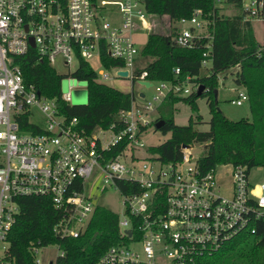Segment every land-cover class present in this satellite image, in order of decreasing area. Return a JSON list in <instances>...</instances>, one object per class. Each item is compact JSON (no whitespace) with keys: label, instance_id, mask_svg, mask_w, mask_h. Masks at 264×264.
<instances>
[{"label":"built area","instance_id":"built-area-1","mask_svg":"<svg viewBox=\"0 0 264 264\" xmlns=\"http://www.w3.org/2000/svg\"><path fill=\"white\" fill-rule=\"evenodd\" d=\"M224 3L234 5L227 0H214L213 5L220 9ZM241 11L244 19L264 18V0H250ZM154 15L159 14L149 12L145 0H0V263L9 264L4 260L7 233L19 197L48 198L56 212L53 234L77 237L99 205L93 202L96 194L90 193L88 183L96 178L99 192L108 187L119 191L122 208L112 210L120 240L107 245L93 264H203L235 235L264 228V167L260 181H251V168L244 164L228 163V175L221 177L217 165L207 171L200 168L191 143H182L183 154L176 161L164 162L155 153L141 158L134 154L144 146L140 134L149 122L147 112L169 94L192 91L186 86L193 81L190 75L180 83L151 80L144 70L137 73L142 47L135 35L152 30ZM161 15L169 17L167 34L174 31L177 45L193 47L210 36L209 20L201 8L179 18ZM205 47L200 63L210 67L209 40ZM29 50L35 60H44L54 70L59 61L66 69L63 75L72 76L84 60L96 81L103 82L112 72L113 77L147 79L151 85L157 81L156 92L146 104L132 102L129 109L117 112L120 128H98L110 132L108 139L94 130L83 133L77 118L61 109L60 102L71 104V85L65 92L59 89L57 95H48L24 79L18 57ZM101 55L117 64L105 66ZM73 59L76 65L70 69ZM124 69L126 76L117 73ZM245 100L244 87L231 99L236 104ZM36 114L41 124L32 120ZM117 145L119 150L112 152ZM54 244L59 252L44 259L40 249L45 245L30 243L33 264H56L63 251Z\"/></svg>","mask_w":264,"mask_h":264},{"label":"trees","instance_id":"trees-1","mask_svg":"<svg viewBox=\"0 0 264 264\" xmlns=\"http://www.w3.org/2000/svg\"><path fill=\"white\" fill-rule=\"evenodd\" d=\"M240 8L242 0H227ZM214 0H145L149 12L168 14L171 18L190 15L195 8H201L209 20V37H202L193 47L174 43L172 31L169 34L155 30L148 32L147 40L141 48V56L152 59L137 73L146 71L151 80H168L182 83L187 75L193 81L204 84L186 95H167L160 106V115L155 122L163 118L158 128L170 136L162 142L151 145L152 152L164 162L180 159L182 143H203L198 163L203 171L218 164H244L248 168L264 167V42L259 43L253 33L250 19L243 18V12L224 15L214 7ZM210 41L212 61L210 67L201 65L205 43ZM105 66L117 64V60L101 55ZM24 79L32 81L48 95H57L63 74L56 72L44 60L37 61L32 50L18 57ZM236 66L234 82L242 85L248 95L251 119H231L216 107L214 88L216 75L225 69ZM179 67V71L174 69ZM72 76L86 81V102L79 104L61 103V109L68 117L77 118V127L83 133L95 128H120L116 113L129 109L134 100L130 91L116 89L103 82L96 81L93 69L84 60H80ZM135 80V78L133 79ZM206 95L209 111V128L200 130L196 123L202 115L189 117L186 124H177L173 117V104L185 101L193 110L198 109L196 99ZM163 106V107H162ZM146 126H142L144 128ZM114 146L112 152L119 150ZM121 188L124 182H119ZM56 212L46 197L21 196L18 198V212L11 224L7 239L9 242L4 260L9 264H33L28 249L30 243L40 242L46 245L58 243L63 251L56 258V264H93L107 245L120 240L117 230V215L112 210L96 205L83 231L77 237L59 238L51 231ZM203 264H264V228L256 233H240L225 242L217 251L209 255Z\"/></svg>","mask_w":264,"mask_h":264},{"label":"rangeland","instance_id":"rangeland-1","mask_svg":"<svg viewBox=\"0 0 264 264\" xmlns=\"http://www.w3.org/2000/svg\"><path fill=\"white\" fill-rule=\"evenodd\" d=\"M250 0H242V6L249 3ZM242 6L240 8L236 7L234 4L224 3L221 5L219 12L224 15H233L241 12ZM151 22L155 23V26L152 30L167 34L170 30V19L167 15H154L151 17ZM252 23L253 33L259 43L264 42V18H252L250 19ZM150 30L145 29L141 33H137L135 38L137 40V45L139 47H143L147 40L148 32ZM206 31V30H205ZM209 32V31H208ZM152 56L143 55L139 56L136 60V68H143L150 60ZM92 66L96 69L98 68V63L95 59H91L89 61ZM76 65V61L73 59L70 62V69L74 68ZM55 70L61 74L65 73L66 69L62 65H60L59 61L54 63ZM236 66L225 69L221 72H218L216 75L217 84L216 87L218 89L217 92V100L215 102L216 107L219 108L227 117L231 119H239V118H248L251 119V112L249 109V103L247 100L243 101L242 104H236L231 101V99L235 98L237 95L238 88H243L242 85L236 84L234 81ZM112 75L109 78L103 80L105 84H108L116 89H120L122 91H130L134 95L133 104L144 105L148 100H153V95L155 94V85H157V81L154 82L153 85L145 86L139 83L137 80H132L128 77H113ZM192 83H187L186 86H190L192 90H196L195 84L196 81H190ZM196 82V83H195ZM71 85L70 89V103H84L86 102V81L83 79H78L73 76L62 75L60 79V91L65 92L68 90V86ZM143 92L144 95H140ZM198 109L193 110L189 103L185 101H177L173 104V117L174 121L177 124H186L190 116L195 118L197 113L202 115L201 121L196 123V127L200 130H206L209 128V118L210 111L207 101L206 95H201L197 99ZM163 107V106H162ZM160 106L150 110L151 112H147V118L149 119L148 124L144 127V131L140 134L144 142V146L140 148H136L133 150L134 154L141 157H148L153 154L151 148H148L151 145H156L167 137L170 136V131L163 133L161 130L155 127V119L160 115ZM117 116V114L115 115ZM32 120L41 124L42 121L39 115H34ZM94 132H97L98 135L103 137L105 140L110 137L109 131H99L98 128L93 129ZM192 153L196 156H199L203 150V143H195L192 144ZM230 170V165L228 163L218 164L217 172L221 177H225L228 175ZM263 172L262 168L259 166H253L250 169V179L251 181H260L262 179ZM91 183L90 193L96 194L93 199L94 203H97L101 206H104L110 210L119 212L122 208L121 203V194L119 191L115 190L112 187L106 188L104 191L99 192L96 188V185L99 186V180L96 178L94 181L91 180L88 182ZM224 186H227L225 183ZM226 189L223 188L222 192L225 193ZM59 252V249L56 244L49 243L40 249V253L44 256V259L47 257H53Z\"/></svg>","mask_w":264,"mask_h":264},{"label":"water","instance_id":"water-1","mask_svg":"<svg viewBox=\"0 0 264 264\" xmlns=\"http://www.w3.org/2000/svg\"><path fill=\"white\" fill-rule=\"evenodd\" d=\"M33 42H32V40L30 39V44H32ZM117 73H119L120 75H122V76H126L127 75V70H119V71H117ZM139 82L140 83H142L143 85H145V86H150L151 85V82L149 81V80H147V79H140L139 80ZM203 89H204V84H199L198 85V89H197V94H200L202 91H203ZM214 99H215V102H216V98H217V92H218V89L217 88H214ZM143 94V93H142ZM85 103V102H84ZM71 104H73V103H71ZM74 104H79V103H74ZM164 119L163 118H160V119H158L156 122H155V127L156 128H159L163 123H164ZM188 145V144H187ZM128 232H130V230L128 229ZM0 264H5V263H0Z\"/></svg>","mask_w":264,"mask_h":264}]
</instances>
